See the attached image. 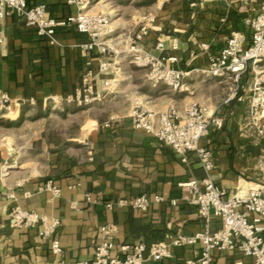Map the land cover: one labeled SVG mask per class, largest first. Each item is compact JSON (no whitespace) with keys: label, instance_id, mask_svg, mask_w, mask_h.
<instances>
[{"label":"crops","instance_id":"crops-1","mask_svg":"<svg viewBox=\"0 0 264 264\" xmlns=\"http://www.w3.org/2000/svg\"><path fill=\"white\" fill-rule=\"evenodd\" d=\"M27 1L44 4L47 13L57 19L80 10L104 13L109 16L111 32L105 37L108 52L102 54L86 50L82 45L88 41L87 34L72 26L56 28L51 41L26 26L14 11L4 14L0 88L10 102L7 109L0 106V264H50L55 258L48 239L38 234L41 226H13L9 212L14 207L58 218L54 234L63 251L56 258L69 262L93 257L104 224L113 226L112 255L120 253L123 242L148 245L166 236L203 230L205 221L190 202L185 183L202 179L206 171L194 152H188L182 161L152 133L133 128L130 111L135 101L156 115L172 106L183 111L189 102L204 103L209 114L223 117L222 126L212 127L200 140L212 151L210 175L215 184L232 192L238 184L261 178L264 149L261 142L249 137L253 127L247 103L255 73L264 76V59L244 71L238 81L202 70L233 32L242 35L244 48L250 45L247 20L260 12L264 0H87L84 6L69 0ZM149 16L150 29L137 44L148 53L176 58L170 65L187 71L179 90L149 81L147 67L129 61L132 38ZM102 59L118 68L101 73ZM87 74L97 98L79 105L73 96ZM49 117L63 127L73 120L78 125L79 134L68 138L74 143L67 149L44 140ZM34 120L41 121L34 125ZM19 123L29 129L42 126L19 141L6 132L7 126ZM40 139L48 143L44 153L31 147ZM26 147L33 155L25 159L19 151ZM48 180L60 188L59 195L45 188ZM139 194L150 198L144 211L116 204ZM155 195L162 200L156 201ZM107 202L115 204L110 209ZM219 226V220L211 216L208 229ZM200 249L199 242L174 246L170 258L141 264H186ZM212 255L214 264L252 263L237 247L214 249Z\"/></svg>","mask_w":264,"mask_h":264},{"label":"built area","instance_id":"built-area-1","mask_svg":"<svg viewBox=\"0 0 264 264\" xmlns=\"http://www.w3.org/2000/svg\"><path fill=\"white\" fill-rule=\"evenodd\" d=\"M84 6L87 0H69ZM14 11L23 17L25 25L34 27L35 31L51 41L54 40L56 28L72 26L79 32L87 34L88 41L82 46L88 51L96 50L102 54L108 52L105 37L111 32L109 16L100 12L80 10L76 14L68 15L63 19H57L49 15L44 4H28L27 0H0V26L6 11ZM152 18H145L139 32L132 38L129 52L130 62L147 67L146 78L153 82H163L173 90L182 88L183 76L187 71L170 65L175 61L174 56H159L144 51L138 44L150 29ZM251 27L250 45L243 47V37L238 32L227 39V44L215 56L210 57L207 68L202 71L211 76H229L238 81L241 74L251 66H256L264 59V1L260 12L247 20ZM162 48V44L158 43ZM99 71L108 73L118 68L117 64L107 59L99 61ZM115 64V65H114ZM84 82L74 94V99L79 105L88 104L96 99L92 81L89 74L83 78ZM109 81L105 80V85ZM251 95L247 103L248 121L258 133L263 134L260 120L264 118V76L255 73L250 87ZM9 96L0 88V106L9 107ZM131 124L133 128L143 129L152 133L159 142L171 146L180 156L182 161L187 158L188 152H194L206 174L202 179L193 178L185 187L190 193V202L195 204L197 212L205 221L203 230L195 234L184 236H166L146 245L142 241L136 243H121L120 253L112 255L114 243L112 241L113 226L104 224L100 227L101 239L94 244V254L91 259L66 261L56 258L62 253L60 240L54 234L60 224L58 218L49 219L33 210L14 207L9 212L14 227L41 226L38 234L47 238L49 249L55 258L50 264H141L151 259L170 258L174 246L189 245L199 242L201 249L197 255L187 260L186 264H214L212 250L223 251L237 247L243 255L250 257L251 264H264V166L260 170L261 178L254 183L243 182L229 192L227 188L215 184L210 172L214 168L212 151L200 144L203 136L207 135L212 127L220 128L223 117L209 110L204 103L189 102L183 111L175 107H169L166 112L156 115L154 112L143 108L137 101L131 108ZM45 188L60 194V188L52 181H46ZM91 200L90 196H86ZM156 201L162 197L155 195ZM175 201H173L174 203ZM115 203L107 202L106 206L112 208ZM117 205H129L134 209L146 210L150 204V198L145 194L136 195L131 200L119 199ZM211 216L220 222L218 229H208ZM234 264H245L235 261Z\"/></svg>","mask_w":264,"mask_h":264},{"label":"rangeland","instance_id":"rangeland-1","mask_svg":"<svg viewBox=\"0 0 264 264\" xmlns=\"http://www.w3.org/2000/svg\"><path fill=\"white\" fill-rule=\"evenodd\" d=\"M36 115V113H35ZM37 115L39 116H43L41 115L40 113H37ZM39 121L41 120H34L32 121L33 124H39ZM34 124V125H35ZM260 125H261V128L263 129V134H259L257 129L253 127V129L250 130V135L249 137L251 138V140H255L257 142H261L262 145H263V149H264V118L262 120H260ZM42 125H38L37 129L34 127L32 128H27V127H24V124H18L16 126H7V133H10L8 135L9 136H14L16 137L17 136V140L20 141V138H22L23 136H31V134H34L35 131H39V129L41 128ZM46 133V137L44 135H42L44 137V140H46V138L48 140H53V145L56 141L60 142V145L62 146V148L64 149H67V146L71 145L72 143H74L73 140L69 139L68 138H71V137H77L78 134H79V131H78V125L74 122V120L71 122V124L67 127H63V125L54 117H49V118H46V124H45V127H44V131H43V134ZM19 138V139H18ZM43 140L40 139L38 140L36 143L33 144V146H31L33 149L39 151L40 153H44V151H48V143H43L42 142ZM12 148H16L15 146H13ZM20 154H23L21 155L23 158H27L28 156H31L33 155V152H32V149H30L29 147L27 148H22L20 151ZM26 162H33V161H26ZM34 162H38V161H34ZM39 163H42V160L39 161ZM8 164H14L12 162H9Z\"/></svg>","mask_w":264,"mask_h":264},{"label":"trees","instance_id":"trees-1","mask_svg":"<svg viewBox=\"0 0 264 264\" xmlns=\"http://www.w3.org/2000/svg\"><path fill=\"white\" fill-rule=\"evenodd\" d=\"M59 143H60V142L56 141L54 144L57 145V144H59Z\"/></svg>","mask_w":264,"mask_h":264},{"label":"bare ground","instance_id":"bare-ground-1","mask_svg":"<svg viewBox=\"0 0 264 264\" xmlns=\"http://www.w3.org/2000/svg\"><path fill=\"white\" fill-rule=\"evenodd\" d=\"M19 167V166H18Z\"/></svg>","mask_w":264,"mask_h":264}]
</instances>
